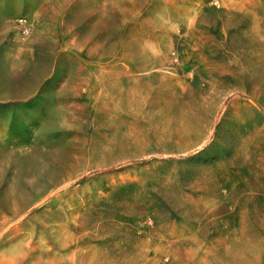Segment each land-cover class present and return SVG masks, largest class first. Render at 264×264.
<instances>
[{"label": "rangeland", "instance_id": "obj_1", "mask_svg": "<svg viewBox=\"0 0 264 264\" xmlns=\"http://www.w3.org/2000/svg\"><path fill=\"white\" fill-rule=\"evenodd\" d=\"M0 264H264V0H0Z\"/></svg>", "mask_w": 264, "mask_h": 264}]
</instances>
